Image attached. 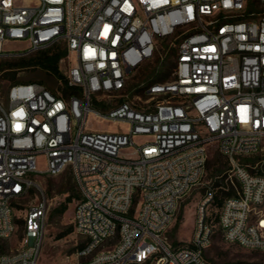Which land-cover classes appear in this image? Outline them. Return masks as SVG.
Here are the masks:
<instances>
[{"label": "built area", "instance_id": "obj_1", "mask_svg": "<svg viewBox=\"0 0 264 264\" xmlns=\"http://www.w3.org/2000/svg\"><path fill=\"white\" fill-rule=\"evenodd\" d=\"M164 38L176 42L171 78L145 86L143 104L112 107L107 97ZM11 43L22 47L11 53ZM59 45L67 52L60 70L77 93L28 82L0 100V264L39 263L47 204L29 206L21 246L8 252L14 211L39 175L66 170L80 194L73 227L86 240L81 264H213V193L198 206L188 245L164 236L201 185L212 148L228 162L233 190L220 207L222 239L264 252V158L252 166L238 159L264 145V0H0V56ZM91 115L128 130H89Z\"/></svg>", "mask_w": 264, "mask_h": 264}, {"label": "rangeland", "instance_id": "obj_2", "mask_svg": "<svg viewBox=\"0 0 264 264\" xmlns=\"http://www.w3.org/2000/svg\"><path fill=\"white\" fill-rule=\"evenodd\" d=\"M175 43L172 38L160 40L153 58L143 63L129 76L124 90L107 97L109 104L114 107L122 100L134 103V105L143 104L147 97L144 96L143 92L133 94V91L137 88L143 89L148 85L152 79V69H159L163 73L167 72L162 63L164 64L165 61L171 64L174 63ZM21 47L22 45L19 43H11L8 46L13 50L11 53ZM16 60H18L16 57L0 56L1 65ZM61 72L62 74L65 72L64 65L61 66ZM28 82H42L54 92H59L61 87V82L55 77L38 69H7L0 73V100L5 101L7 92L12 85ZM86 128L97 132L123 133L128 130V125L121 122L102 120L91 115L86 123ZM135 140L140 142L143 138L137 137ZM263 158L264 145L256 155L238 157L240 163L251 166ZM39 167L43 168L41 162H39ZM228 169L229 165L226 159L215 148H212L201 185L181 201L175 220L164 236L173 246L188 245L193 233L198 206L209 193H213L214 199L206 206L207 224L213 230L211 244L206 250L208 259L213 264H240L262 260L264 259V252L247 250L236 244H228L222 239L217 224L220 206L217 204L216 198L223 202L225 199L223 192L232 189L230 183L226 181ZM37 183L39 187L34 188L27 198L21 200L14 211L15 220L18 221L17 230L15 235L6 243V250L8 252L15 251L21 246L23 221L27 209L29 206L44 200L47 204V214L44 241L38 264H81L87 258L78 256V249L86 240L77 234L73 227V208L80 194L72 174L69 170H66L54 177L39 175ZM68 196L71 198L70 202L67 201ZM63 205H66V210L61 214L55 213V210ZM69 228L73 230L70 234L58 238ZM113 242L115 240L105 244V247H109Z\"/></svg>", "mask_w": 264, "mask_h": 264}, {"label": "trees", "instance_id": "obj_3", "mask_svg": "<svg viewBox=\"0 0 264 264\" xmlns=\"http://www.w3.org/2000/svg\"><path fill=\"white\" fill-rule=\"evenodd\" d=\"M175 53V50L173 51ZM66 49L64 46H55L51 49L41 51L33 56L27 57V58H18L15 62L8 63V64H0V73L7 69H22V68H35L38 69L50 76L55 77L58 81L61 82V87L59 88V92H61L62 95L68 96L72 93H77V89L70 88L66 84L65 76L62 74L60 70V60L66 56ZM162 66L165 67L167 70L166 73L161 72L159 69H152L151 71V80L149 81L148 85L157 83V82H165L170 79L172 69L174 67V63H168L165 61V63H162ZM42 83V82H39ZM58 90V89H57ZM54 92V91H53ZM144 92V88L140 89L137 88L133 91V94ZM208 164V162H207ZM224 197H230L233 195V190H227L223 192ZM214 199V196H213ZM67 201L70 202L71 198L68 196ZM217 204L221 207L222 202L217 200ZM66 210V205H63L62 207L55 210V213H63ZM18 222V221H17ZM72 228L67 229L63 234L59 235L58 238H62L72 232ZM85 243L81 245L78 249V252L83 249L85 246Z\"/></svg>", "mask_w": 264, "mask_h": 264}]
</instances>
